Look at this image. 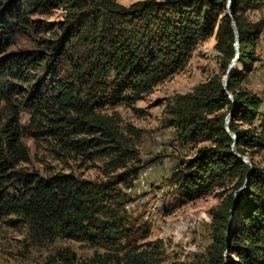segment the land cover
Instances as JSON below:
<instances>
[{
    "label": "trees",
    "instance_id": "16d2710c",
    "mask_svg": "<svg viewBox=\"0 0 264 264\" xmlns=\"http://www.w3.org/2000/svg\"><path fill=\"white\" fill-rule=\"evenodd\" d=\"M226 5L227 0H141L128 6L116 0H0V103L7 111L0 118V220L24 226L35 244L60 239L114 253L81 263L74 251L63 249L47 264H140L134 247L126 250L130 229L124 217V206L132 202L124 191L140 170L127 168L138 156V134L129 127L134 139H125L118 116L102 111L142 100L212 36L224 58L221 73L175 99L167 121L182 143L208 146L182 163L172 182L187 202L229 189L212 213L206 257L196 264H264V166L258 170L253 161L264 152L263 101L243 87V76L232 75L223 89L235 56L231 23L239 59L254 64L264 22L248 23L244 16L264 8V0ZM53 10L63 11L61 21L30 18ZM19 36L32 37L35 49L9 53ZM14 96L20 98L17 104ZM21 109L28 112L25 126ZM229 112L227 128L235 143L225 131ZM37 136L53 140L63 155L100 158L111 171L128 170L101 183L72 174L42 178L22 172L19 165L29 156L23 139ZM234 154L253 167L246 187L250 167ZM243 186L238 205L233 194Z\"/></svg>",
    "mask_w": 264,
    "mask_h": 264
},
{
    "label": "rangeland",
    "instance_id": "374dc122",
    "mask_svg": "<svg viewBox=\"0 0 264 264\" xmlns=\"http://www.w3.org/2000/svg\"><path fill=\"white\" fill-rule=\"evenodd\" d=\"M116 1L128 6L141 0ZM63 15V11L53 10L47 16L34 15L30 18L33 21L55 23L61 21ZM244 17L248 23H262L264 8L249 11ZM214 29L216 30V26ZM32 37H17L8 52L34 50L35 46L30 42ZM215 43V37L212 36L208 41L199 44L182 69L157 84L150 93L131 107L120 105L102 111L104 115L118 116L120 132L125 139H134L133 134L129 132L130 128L138 134L134 147L138 156L136 160L128 162L127 168H138L140 172L145 166L152 167L144 186L135 181L139 176L138 172L131 181V187L124 191L129 201H132V204L128 203L132 205L130 209L125 208L127 204L124 206L126 227L130 229L126 250L134 247L133 254L140 255V264H196L203 260L212 243V213L224 204L225 197L229 194L228 188L216 189L202 198L187 202L178 195L172 182V175L178 167L192 159L199 148L208 144L182 143L179 140L178 129L167 124L168 110L175 99L192 93L196 86L221 73L224 58L215 48ZM236 54L235 50V56L231 61L235 59ZM253 56L255 61L251 65L240 60L238 52V59L229 78L234 74L244 77L243 87L262 99L260 111L264 114V29L255 44ZM14 99L15 104L20 100L18 96H14ZM6 112L3 103H0V118L3 119ZM20 115V123L25 126L28 112L21 109ZM254 124L258 125L259 120ZM23 143L28 149L29 156L28 161L20 164L18 169L42 178L55 174H72L79 179L101 183L128 170L111 171L107 162L100 158L90 161L74 155H63L54 141L46 136L27 137L23 139ZM253 159L256 169L260 170L264 166V152L256 153ZM167 161L168 164L165 165ZM148 186L151 189L153 186L163 187L161 198L153 199L149 196L151 192L146 198ZM242 189L244 186L233 194L238 205L243 201ZM148 203L154 206H149ZM237 212L238 218L240 211ZM8 221L0 220V264H47L50 258L63 249L74 251L81 263H90L96 254L105 259L106 256L111 257L114 254L102 249H92L83 243L60 239L52 244H35L28 238L24 226L12 227ZM123 254L124 252H121L118 257L122 258ZM110 264L116 263L112 260Z\"/></svg>",
    "mask_w": 264,
    "mask_h": 264
},
{
    "label": "water",
    "instance_id": "95a60500",
    "mask_svg": "<svg viewBox=\"0 0 264 264\" xmlns=\"http://www.w3.org/2000/svg\"><path fill=\"white\" fill-rule=\"evenodd\" d=\"M231 2H232V0H229V1L227 2V6H226L227 9L230 7ZM227 15H228L229 17H231V14L229 13V11H227ZM231 27H232V29H233V31H234V34H235V37H236V41H235V50H236L237 54H236L235 59H234L233 61H231L230 64L228 65L227 70H226V73H225V76H224V78H223V89H224V91H226V87H227L228 74L230 73V71L232 70V67H233L234 63H235L236 60L238 59V52H239V51H238L237 32H236V29H235V27H234V23H231ZM227 96H228V98L230 99V101H233V100H232V97H231L230 94L227 93ZM230 115H231V112L227 115V117H226V119H225V131L227 132V134L232 138V140H233L234 143H235V142H236V137H235L233 134H231V133L228 131V128H227V124H228V120H229V118H230ZM234 145H235V144H233L231 147L234 148ZM234 155H235V157H237L238 159H240L244 164H246V165H248V166L250 167L249 172H248V174H247V176H246V181H245V187H246L247 184H248V180H249L250 172L253 170V167H252V165L250 164L249 160H248L246 157H243V156H240V155H237V154H234Z\"/></svg>",
    "mask_w": 264,
    "mask_h": 264
},
{
    "label": "bare ground",
    "instance_id": "6f19581e",
    "mask_svg": "<svg viewBox=\"0 0 264 264\" xmlns=\"http://www.w3.org/2000/svg\"><path fill=\"white\" fill-rule=\"evenodd\" d=\"M231 72V71H230ZM229 75H230V73L228 74V78H229ZM158 152V151H157ZM147 179H148V175H147V172L145 171V167H143V168H141V171L139 172V176L137 177V179L135 180L136 182H140V185L141 186H144V184H146V182H147ZM138 186H139V184H138ZM140 189H142V188H140ZM145 189V188H144ZM148 189V188H147ZM163 190H164V188L163 187H154L153 186V189H151L150 188V195L149 196H151V197H153V199L154 198H157V199H159V198H161V196H162V194H163ZM130 191V190H129ZM148 191V190H147ZM129 193V192H128ZM130 193H131V191H130ZM132 194V193H131ZM134 194V193H133ZM130 195V194H129ZM139 196H141V195H139ZM145 196H146V194H145ZM133 198V197H132ZM152 199V200H153ZM156 199V200H157ZM154 203V202H153ZM132 204V203H131ZM149 204V203H148ZM158 204V203H157ZM130 206H132V205H130V204H127L126 206H125V208L127 209V208H129L130 209ZM132 210V209H131ZM154 211V210H153Z\"/></svg>",
    "mask_w": 264,
    "mask_h": 264
},
{
    "label": "built area",
    "instance_id": "2783aa9c",
    "mask_svg": "<svg viewBox=\"0 0 264 264\" xmlns=\"http://www.w3.org/2000/svg\"><path fill=\"white\" fill-rule=\"evenodd\" d=\"M168 164V161H167V163H165V165H167ZM145 171L147 172V175H148V177L150 176V174H151V171H152V167L151 166H149V167H146L145 166ZM150 193V187L148 186V192L146 193V198H147V195ZM146 203H147V199H146V201H145ZM148 206V205H147ZM149 206H154L153 204H149Z\"/></svg>",
    "mask_w": 264,
    "mask_h": 264
}]
</instances>
